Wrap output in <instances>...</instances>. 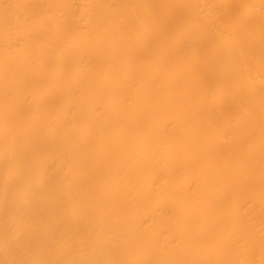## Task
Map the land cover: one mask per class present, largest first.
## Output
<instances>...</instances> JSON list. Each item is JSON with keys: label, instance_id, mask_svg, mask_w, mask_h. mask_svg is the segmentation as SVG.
Instances as JSON below:
<instances>
[{"label": "bare ground", "instance_id": "obj_1", "mask_svg": "<svg viewBox=\"0 0 264 264\" xmlns=\"http://www.w3.org/2000/svg\"><path fill=\"white\" fill-rule=\"evenodd\" d=\"M0 264H264V0H0Z\"/></svg>", "mask_w": 264, "mask_h": 264}]
</instances>
